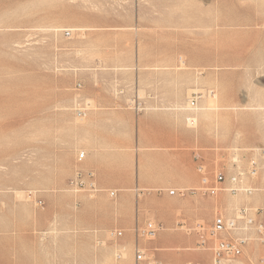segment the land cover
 <instances>
[{"label":"rangeland","instance_id":"rangeland-1","mask_svg":"<svg viewBox=\"0 0 264 264\" xmlns=\"http://www.w3.org/2000/svg\"><path fill=\"white\" fill-rule=\"evenodd\" d=\"M162 113L186 147H142ZM172 150L200 177L179 188L241 173L253 193L146 186ZM263 152L264 0H0V264H134L135 228L149 220L162 228L141 242L146 264H212L196 224L208 231L241 207L264 221ZM97 157L103 190L72 191ZM257 237L241 264L264 257Z\"/></svg>","mask_w":264,"mask_h":264},{"label":"built area","instance_id":"built-area-1","mask_svg":"<svg viewBox=\"0 0 264 264\" xmlns=\"http://www.w3.org/2000/svg\"><path fill=\"white\" fill-rule=\"evenodd\" d=\"M67 33L69 34L70 32L67 31ZM134 102L137 113L144 110L138 90L136 95H134ZM197 102L198 99L192 97L190 99V106L195 107ZM84 157L85 152H81L79 159L81 160ZM199 158L200 156L197 154L195 159L199 160ZM251 165L252 173L256 174L258 165L256 159H252ZM197 169L202 171L203 166L199 165ZM241 175V173L232 175L229 179L230 186L228 187L223 186L227 180L226 176L223 173H219L213 179L208 176H202L200 186L197 188H174L169 189L168 192L171 195L178 196H185L189 191L192 193L209 194L211 196H217L222 190H227L231 193H253L254 189L252 187L242 184ZM70 187L74 192L85 190L92 194L101 190L98 187L95 172L83 169L76 171L70 181ZM163 191V189H157L159 193ZM116 194L117 190L110 191V195L115 196ZM42 203V201H38L39 205ZM77 205H80V203H77ZM161 228L162 225L154 220H149L144 225L137 224L135 228L134 264H146V251L141 242L144 239L155 238ZM194 230L198 237V247L211 253L212 264H241L244 249L250 242L251 231H254L258 235V241L264 244V221L257 219L249 207H241L232 216L217 212L208 231L203 229L201 223H197ZM112 235L115 238L121 237L123 231L115 230ZM122 256L121 252L117 253L118 258H122ZM186 264L203 263L198 260H190ZM251 264H264V257H261L258 262H251Z\"/></svg>","mask_w":264,"mask_h":264},{"label":"crops","instance_id":"crops-1","mask_svg":"<svg viewBox=\"0 0 264 264\" xmlns=\"http://www.w3.org/2000/svg\"><path fill=\"white\" fill-rule=\"evenodd\" d=\"M141 112L137 113L139 116L138 122L140 124L142 122H146L147 120V113L141 114ZM164 115H167L168 118H163ZM155 116H161V119L155 120V140L147 145H142V147L181 149L187 146V141L178 138L176 131H167V129L173 128V124L175 122L172 118H170L172 113L156 114ZM88 154L89 153L86 152L85 159ZM163 154L169 156L170 160L165 162H155L152 169V172L154 173V180L146 186L156 189H164V186H175L174 188H179L180 186L187 187L189 183H197L200 179L199 174L197 173L196 168L192 164L188 163L186 156L187 153L185 151L172 150L164 152ZM143 166L144 163L141 160L139 164V173L143 171ZM87 169L95 172L98 187L103 190L101 184L105 185L103 180L106 173L109 171L106 163L101 159V157H97L93 168L88 167ZM138 185L139 186L136 189L137 191L145 189L140 187V182Z\"/></svg>","mask_w":264,"mask_h":264},{"label":"bare ground","instance_id":"bare-ground-1","mask_svg":"<svg viewBox=\"0 0 264 264\" xmlns=\"http://www.w3.org/2000/svg\"><path fill=\"white\" fill-rule=\"evenodd\" d=\"M139 91V90H138ZM212 97V100H211V102H212V106L214 107H216V103H217V100H219L218 98V95H213V96H211ZM219 102V101H218ZM191 108H195V107H191ZM194 120V122H196L197 121V118H194L193 119ZM85 155H86V152H85ZM79 157H80V155H79ZM85 158V157H84ZM82 160V159H81Z\"/></svg>","mask_w":264,"mask_h":264}]
</instances>
